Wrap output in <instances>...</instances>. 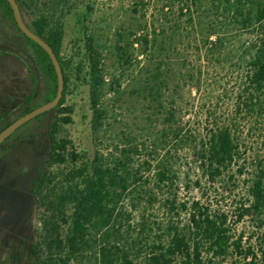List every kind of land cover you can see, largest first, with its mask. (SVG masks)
Returning a JSON list of instances; mask_svg holds the SVG:
<instances>
[{"label":"trees","instance_id":"obj_1","mask_svg":"<svg viewBox=\"0 0 264 264\" xmlns=\"http://www.w3.org/2000/svg\"><path fill=\"white\" fill-rule=\"evenodd\" d=\"M17 1L27 25L56 52L65 78L59 104L21 125L0 144L3 154L26 150L34 160L27 166L22 162L21 176L23 180L26 175L27 181L23 192L44 209L42 231L32 246L35 264H225L230 252L236 258L228 264H238L240 259L247 264H264V234L258 246H245L243 232L234 238L226 212L212 210L209 202L180 198L181 189L201 187L203 178L214 183L241 159L234 118L219 121L212 113L205 114L204 125L184 118L189 114L184 87L200 89L202 68L189 66L186 58L172 64L156 54L160 32L164 34L165 28H174L200 59L209 53H221L224 41L219 32L210 28L205 35L202 28H197L195 14L206 0H140L142 7L135 6L133 11L145 18L142 32H116L112 47L120 73L109 76L104 63L108 46L98 44L88 24L93 11L90 5L87 11L74 8L76 26L83 28L85 38V49L75 52L74 47L69 50L64 46V13L56 7L59 0ZM213 2L217 10L222 9L221 14L231 15L256 35L241 56L247 72L234 110L236 114L245 111L260 115L264 111V0ZM152 7L155 10L148 18ZM6 44L25 53L18 54L17 50V67H27L34 85L42 71L47 80L44 102L52 100L58 78L49 53L21 30L10 2L0 0L2 53L9 51ZM135 44L144 61L133 54ZM133 59L139 64L135 74L130 70L135 65ZM127 75L131 83L126 86L123 80ZM73 78L89 85L96 145L91 157L71 149L70 138L59 136L61 126L72 121L73 108L66 98ZM35 92L34 86L33 93L12 116L0 115V132L37 107L33 102ZM134 97L140 100L144 112L139 132L121 129L108 138L112 118L118 121L115 109H130ZM188 157L193 165L185 161ZM191 168L196 169V178L191 177ZM237 170L243 174L244 165ZM249 181L248 198L239 207V219L252 213L262 226L263 159ZM155 205L170 214L165 225L147 215ZM184 211L188 217L182 222L178 217ZM156 225L158 231L153 236Z\"/></svg>","mask_w":264,"mask_h":264},{"label":"rangeland","instance_id":"obj_2","mask_svg":"<svg viewBox=\"0 0 264 264\" xmlns=\"http://www.w3.org/2000/svg\"><path fill=\"white\" fill-rule=\"evenodd\" d=\"M66 1L59 0L56 5L58 12L64 13L65 48L72 50L74 47L75 52L85 49L84 31L83 28L76 26L75 9L87 11V5H90L93 8L88 21L90 30L96 33L100 46H108L104 59L108 67V76L111 73L119 74L120 70L117 69L120 67L116 62V54L112 46L116 32L119 30H131L136 34L142 32L145 18L141 12L133 11L135 6L142 7L140 0H71V3ZM213 1H204L205 3L202 4L195 17L197 28H202L205 35L210 28H215L219 32L221 40L224 41L219 55L209 53L200 59L179 33L174 32V28H165L164 34L160 32L156 54L158 57L170 60L172 64L186 58L189 60V66L196 64L202 68L200 89L196 90L189 85L184 87L185 105L189 112L184 118L195 124L199 122L200 125H204L205 114L212 113L219 121L234 118L239 134L241 159L231 172L224 174L216 182L211 183L203 178L201 187L191 185L189 189H181L180 198L182 200L199 199L203 203L209 202L212 210L226 212L229 215V224L234 238L243 232V245L258 246L264 234V225H259L258 218L252 213L245 215L242 219H239L238 213L242 201L248 198L249 180L257 170L259 160H264V111L259 115L245 111L236 114L234 110L237 92L247 72L246 64L241 61V56L250 44L255 42L256 35L236 23L231 15L221 14L222 9L217 10L216 2ZM154 10L152 7L148 18L152 17L151 13ZM212 38L216 36L213 35ZM25 47L28 49L27 45ZM139 48L135 44L132 49L133 54L138 56V60L144 61L145 57L139 54ZM16 54L12 55L13 59L10 63L5 62L7 68L3 69L0 66V115L10 113L12 116L13 113L18 112L26 96L33 93L34 86L36 92L33 102L39 105L44 101L43 94L47 86L44 74L42 71L38 72L37 84L34 85L28 75L27 67H23V64L17 67ZM78 59L79 57H76V60ZM133 63L135 65L130 70L132 74H135L139 64L134 59ZM129 78H131L129 75L125 77L124 85L131 83ZM66 103L73 108L72 121L61 126L59 136L70 138L73 142L71 149L75 148L77 152L91 157L95 153L96 145L91 129L92 109L89 85L73 78L68 89ZM130 106V109L118 107L115 109L118 121L112 118L113 127L106 135L108 138L114 137L121 129H128L134 133L139 132L138 128L143 124L144 116L142 103L134 97ZM210 121L212 122V119ZM6 155L0 154V201L5 202L3 205L0 203V264H35L32 246L37 242L38 233L42 231L41 217L44 209L37 203L32 204L30 196L22 192L21 186L16 185L15 171L19 169L20 160L29 153L14 151ZM185 161L194 164L191 157ZM243 165L244 173L240 174L237 167ZM64 167L65 164L60 168ZM190 172L191 177L196 178V169L191 168ZM230 174L234 177H229ZM148 214L151 219H157L162 224L164 222V225L170 217V214L160 205L149 208ZM187 217L184 211L178 218L185 222ZM156 231H158L157 225L153 236ZM235 258L236 255L230 252L225 264L231 263ZM238 264H247V261L240 259Z\"/></svg>","mask_w":264,"mask_h":264},{"label":"water","instance_id":"obj_3","mask_svg":"<svg viewBox=\"0 0 264 264\" xmlns=\"http://www.w3.org/2000/svg\"><path fill=\"white\" fill-rule=\"evenodd\" d=\"M14 10V14H15V19L19 25V27L21 28V30L31 39H33L35 42H37L38 44H40L50 55L56 71H57V78H58V89H57V94L55 95V97L48 101L45 102L41 105H39L38 107L34 108L33 110L25 113L24 115L18 117L16 120H14L11 124H9L7 127H5L1 132H0V144L7 138L9 137L16 129H18L21 125H23L24 123H26L27 121H29L30 119L38 116L39 114L49 111L53 108H55L62 96H63V92H64V88H65V78H64V73H63V69L60 63V60L56 54V52L54 51V49L52 48V46L46 42V40H44L40 35H38L35 31H33L26 23V21L23 18L22 12L20 10L19 4L17 0H8Z\"/></svg>","mask_w":264,"mask_h":264},{"label":"flooded vegetation","instance_id":"obj_4","mask_svg":"<svg viewBox=\"0 0 264 264\" xmlns=\"http://www.w3.org/2000/svg\"><path fill=\"white\" fill-rule=\"evenodd\" d=\"M0 47H1V45H0ZM6 48H8L9 49V51H6V53H2L1 51H0V66H1V68H3V69H5V68H7V65H6V63L5 62H8V63H10L11 62V60L13 59V56L12 55H14L15 53H17V47L16 46H14V45H12V44H6ZM10 49L11 50H15V51H10ZM23 54V55H25V53L22 51V50H18V54ZM26 56V55H25ZM25 56H24V58H25ZM25 60V59H24ZM26 63V62H25ZM18 67H20V65L18 66ZM23 67H25V65H23ZM28 75H30V78H31V82H32V76H31V73L29 72V70H28ZM43 103H45L44 101H43ZM43 103H41V104H43ZM41 104H39V105H41ZM39 105H37V107L39 106ZM24 151H26V150H22V151H18V152H24ZM13 153V152H12ZM0 154H1V152H0ZM3 154V153H2ZM6 155V154H5ZM7 156V155H6ZM21 162H19V164H18V166H19V169H18V171H15V174H14V176H15V179H17V182H16V185H18V186H21V188H22V192H23V190L24 189H27V184H25V183H27V181H26V179H25V177H26V175H25V177L23 178V180H22V176H21V174L24 172V170H23V166L25 165V166H27V164H29L30 163V165H31V163L32 162H34V160L32 159V158H30L28 155L27 156H25V157H23L21 160H20ZM23 161H26L25 162V164H23L22 162ZM20 179L22 180L21 182H20ZM21 183V184H20ZM24 193V192H23ZM24 194H26V193H24ZM27 195V194H26ZM0 203L3 205L4 203H2V201H0ZM32 203V202H31ZM33 204V203H32ZM32 207V206H31ZM17 215H18V213H16ZM17 219V218H16Z\"/></svg>","mask_w":264,"mask_h":264}]
</instances>
